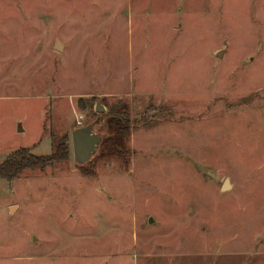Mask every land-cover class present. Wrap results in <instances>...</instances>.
<instances>
[{"label": "rangeland", "instance_id": "1", "mask_svg": "<svg viewBox=\"0 0 264 264\" xmlns=\"http://www.w3.org/2000/svg\"><path fill=\"white\" fill-rule=\"evenodd\" d=\"M119 85L144 105L85 93ZM121 99L129 130L105 142ZM92 122L104 143L82 164L72 132ZM60 144L67 158L0 177V264H212L136 250L251 233V255L214 264H264V0H0V163ZM173 206H206L215 241Z\"/></svg>", "mask_w": 264, "mask_h": 264}, {"label": "crops", "instance_id": "2", "mask_svg": "<svg viewBox=\"0 0 264 264\" xmlns=\"http://www.w3.org/2000/svg\"><path fill=\"white\" fill-rule=\"evenodd\" d=\"M167 1V0H166ZM143 5H148L146 2L143 3ZM62 46V45H61ZM66 47V46H65ZM64 47V48H65ZM63 49V47H62ZM60 49V50H62ZM59 50V49H58ZM118 88H120V90H113L112 92H106V91H100V92H92V91H88V92H85V93H88V94H103V95H108V94H111V95H115V96H121L123 93L128 95V97L130 98V102H131V106H133V112H134V107H135V104L137 103H141V104H137L139 107L140 106H143V102H145L146 98H145V94L143 93V91H141L142 89L139 87L138 90H137V94L135 92H131L129 89L128 91H124V86L123 85H119ZM129 100V99H128ZM129 102V104H130ZM72 145H73V142H72ZM53 147V146H52ZM151 162V160H149ZM142 164H144V162H142ZM232 188V185L229 183V180L228 179H225L223 185H222V189H225V190H231ZM183 209H178L176 207L173 206V209L171 214H176L179 219H184V221H187V222H190L193 220L192 223H194L195 225L192 227V230L194 231L193 236H195L196 232L198 231H201V230H204L205 232H200L201 236H205L207 237V239H205V237H200L198 239H195L193 241H215L214 238L212 239L213 237V232L209 233L210 231V226L209 224H207L206 222L209 220V217L212 216V213L209 211V209L206 207V206H203V207H198L195 209V211H193V217L191 218L189 215H191V213H186V214H183ZM186 215H188L186 217ZM156 219L158 221H160L159 218L157 217H149L148 218V222L147 224H151V223H154L156 222ZM163 219H165L163 217ZM192 219V220H191ZM181 224L179 225H176L174 226L173 228L176 229V232H175V235L178 236L177 240L178 241H181L180 240V236L182 235L181 234V230H179L180 228L181 229H188V225L186 227H180ZM196 230V231H195ZM220 239V238H219ZM218 239V240H219ZM156 241H172L171 239H167L166 237L164 239H157ZM183 241H189V240H183ZM227 241H251V243H249V245H247L246 248H241V246H239L237 249L235 248H227L226 250H219V251H216V249H213V248H203L202 246L198 249V250H194L190 248V246L188 247H180L179 249H174V250H168V246L165 245V247L163 248H160V247H156V246H160V245H157L155 243L153 244H149V245H146V244H143V248L142 249H137L136 252L138 250H142V252L146 255H150V256H157V257H162V256H165V257H168V256H172L173 254H180L182 257H190L192 256L194 259H207V261L211 262L212 264H214V257H216L218 254V256H228V255H231V256H241V255H251L250 251L252 249V245H253V241H258V239L255 237V234L254 233H251V235L249 236V238H243L242 239H239V238H233V239H228ZM182 245V244H181ZM182 246H185V245H182ZM224 254V255H222ZM175 256V255H173Z\"/></svg>", "mask_w": 264, "mask_h": 264}, {"label": "trees", "instance_id": "3", "mask_svg": "<svg viewBox=\"0 0 264 264\" xmlns=\"http://www.w3.org/2000/svg\"><path fill=\"white\" fill-rule=\"evenodd\" d=\"M122 103H124V101L122 99L119 100V106L121 104V112L124 113L125 118H119L115 126L112 127L111 125L109 130L111 132V135L109 138L106 139L105 142H114V136L117 137V140H120V138L118 137H120L123 133L128 132L129 130V123L131 120L128 108L125 105H122ZM114 120L115 119L110 120V122L113 123ZM124 123L128 125H125ZM103 143L104 141L102 142V144ZM68 154V146L65 144L55 146L54 152L46 156L34 155L30 152L27 147L22 148L20 150H17L14 154L8 156L4 162L0 163V177L12 178L14 176H17L22 170L26 168H32L37 166L44 168L46 166L52 165L57 161L67 158Z\"/></svg>", "mask_w": 264, "mask_h": 264}, {"label": "water", "instance_id": "4", "mask_svg": "<svg viewBox=\"0 0 264 264\" xmlns=\"http://www.w3.org/2000/svg\"><path fill=\"white\" fill-rule=\"evenodd\" d=\"M57 49H62L60 42L56 44ZM104 109L101 108V111ZM96 122L77 127L72 132L73 151L75 159L84 164L91 160L103 142V136L96 132Z\"/></svg>", "mask_w": 264, "mask_h": 264}]
</instances>
